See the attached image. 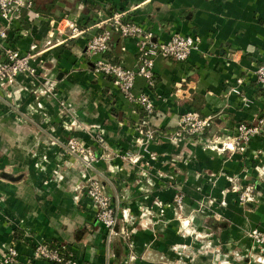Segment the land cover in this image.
<instances>
[{
  "label": "crops",
  "instance_id": "obj_1",
  "mask_svg": "<svg viewBox=\"0 0 264 264\" xmlns=\"http://www.w3.org/2000/svg\"><path fill=\"white\" fill-rule=\"evenodd\" d=\"M123 11L157 42L174 34L201 39L185 62L156 60L153 88L136 82L134 93L150 94L156 108L148 122L157 138L147 152L138 143L145 111L94 73L102 56L87 51L94 24ZM35 14L25 12L5 43L22 55L36 47L40 55L38 76L0 85V255L15 247L25 263L36 244L53 242L66 245L78 264H264V250L248 237L264 232V136L245 154L213 147L214 138L231 137L264 115L256 81L264 64V0H36ZM75 26L86 33L72 38ZM137 45L115 35L103 57L138 69ZM45 77L54 96L44 91ZM190 111L212 117V127L198 138L175 136ZM70 138L106 154L97 175L128 217L120 229L131 233L110 250L85 192L84 167L65 149ZM129 152L140 156L138 164L122 159ZM247 185L258 198L242 205ZM178 189L186 196L188 235L173 205Z\"/></svg>",
  "mask_w": 264,
  "mask_h": 264
},
{
  "label": "built area",
  "instance_id": "obj_2",
  "mask_svg": "<svg viewBox=\"0 0 264 264\" xmlns=\"http://www.w3.org/2000/svg\"><path fill=\"white\" fill-rule=\"evenodd\" d=\"M36 0H0V20L4 24V29L0 32V85H13L16 79L21 75L38 76L37 67L39 52L36 47L26 55H22L19 50L5 45L8 38V30L20 21L24 13L35 14ZM131 11L116 12L109 18L97 22L92 27L98 33L89 41L87 51L90 55H100L102 58L94 65V73L105 78L113 80L121 94L132 104L145 111L146 119L138 127L141 140L138 142L147 152L148 145L157 138V132L154 131L148 122L156 114V108L153 98L148 93L136 95L134 90L138 78L146 81L149 88L156 86L155 62L158 58L173 60L176 62H185L190 57L192 51L196 50L201 42L197 36H184L174 34L167 42H157L151 32L145 30L142 26L129 19ZM37 16V14H35ZM72 38H77L86 33L85 29L75 26L72 29ZM118 35L122 39H136L138 41V57L140 65L138 69H127L119 63L105 59L103 56L111 51L113 47V38ZM256 81L261 87V98L264 103V64L258 67L256 72ZM44 91L54 96L53 82L45 77ZM241 84V82H238ZM234 93L240 94L239 90ZM61 107L69 112L67 105L60 102ZM212 117H202L195 111H190L182 115L178 131L175 136L182 139L198 138L203 136L212 127ZM85 131L94 135L100 143L105 144V139L101 134ZM264 136V115L258 117L253 124L242 123L237 126L235 134L231 137H216L213 140V147L217 151H228L231 154H245L251 142ZM67 153L75 158L86 172L85 192L97 210V220L105 229V243L110 250L116 238L130 239L131 233L125 229H120V223L128 221L126 213L121 209L120 203L108 195L104 185L97 175V164L107 158L106 154L97 155L93 150L87 148L83 142L76 138H70L66 144ZM103 150L109 149L104 145ZM110 151V150H109ZM111 152V151H110ZM122 159L131 164H138L140 156L133 153H127ZM185 194L182 189H178L173 205L178 210V220H180L184 234H191L188 229L190 220L185 219L183 210L185 206ZM258 194L254 185H247L239 194V201L242 205L253 203L257 200ZM216 220H220L216 216ZM248 237L264 250V232L254 229L248 233ZM132 248V244H129ZM133 258V256H132ZM264 262L262 258L258 259ZM43 262L44 264H78L73 253L66 245L53 242H40L33 248V257L31 260L22 263L20 254L15 247L8 248L0 255V264H34V262Z\"/></svg>",
  "mask_w": 264,
  "mask_h": 264
},
{
  "label": "water",
  "instance_id": "obj_3",
  "mask_svg": "<svg viewBox=\"0 0 264 264\" xmlns=\"http://www.w3.org/2000/svg\"><path fill=\"white\" fill-rule=\"evenodd\" d=\"M4 178L9 179V180H14L10 175H6Z\"/></svg>",
  "mask_w": 264,
  "mask_h": 264
},
{
  "label": "trees",
  "instance_id": "obj_4",
  "mask_svg": "<svg viewBox=\"0 0 264 264\" xmlns=\"http://www.w3.org/2000/svg\"><path fill=\"white\" fill-rule=\"evenodd\" d=\"M56 244H58V243H56Z\"/></svg>",
  "mask_w": 264,
  "mask_h": 264
}]
</instances>
